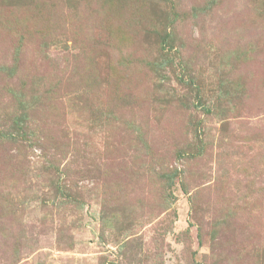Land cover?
Wrapping results in <instances>:
<instances>
[{
  "label": "rangeland",
  "instance_id": "rangeland-1",
  "mask_svg": "<svg viewBox=\"0 0 264 264\" xmlns=\"http://www.w3.org/2000/svg\"><path fill=\"white\" fill-rule=\"evenodd\" d=\"M0 264H264V0H0Z\"/></svg>",
  "mask_w": 264,
  "mask_h": 264
}]
</instances>
